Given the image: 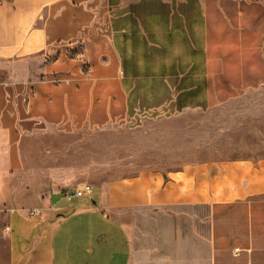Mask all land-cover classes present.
Here are the masks:
<instances>
[{
	"label": "crops",
	"instance_id": "0c3cea01",
	"mask_svg": "<svg viewBox=\"0 0 264 264\" xmlns=\"http://www.w3.org/2000/svg\"><path fill=\"white\" fill-rule=\"evenodd\" d=\"M2 1L0 264H264V0ZM146 121L184 123V160L94 184L91 205L28 142L178 134Z\"/></svg>",
	"mask_w": 264,
	"mask_h": 264
},
{
	"label": "rangeland",
	"instance_id": "374dc122",
	"mask_svg": "<svg viewBox=\"0 0 264 264\" xmlns=\"http://www.w3.org/2000/svg\"><path fill=\"white\" fill-rule=\"evenodd\" d=\"M146 122H149L148 125L150 124L153 130L176 128L178 134L172 136L171 141L159 133L147 137L145 130L143 131L144 126H147L144 122L142 126L139 124L138 128L114 127L102 131L80 132L75 136L52 133L33 137L28 142L37 145L48 144L56 148L55 151H49L50 170L56 176L57 168L64 167L70 179H73V182L67 183L64 187L66 190H73L76 186L86 183L92 187L94 193L98 190L97 184H102L112 177H120L127 171L142 169L147 167V164L162 160L165 162L184 160V123L178 121L157 128L156 125H152V121ZM180 127H183L182 132ZM37 160L40 158L37 157ZM29 185L36 196L43 184L39 181ZM58 195L63 198L62 190ZM91 198L86 199L89 200L88 205H91ZM36 201L40 200L34 197L33 202ZM78 202L79 199H75L73 205Z\"/></svg>",
	"mask_w": 264,
	"mask_h": 264
},
{
	"label": "built area",
	"instance_id": "2783aa9c",
	"mask_svg": "<svg viewBox=\"0 0 264 264\" xmlns=\"http://www.w3.org/2000/svg\"><path fill=\"white\" fill-rule=\"evenodd\" d=\"M3 1L0 0V6L2 5ZM92 187L88 184H80L76 186L73 190H64L62 191V197L67 202H73L75 199L80 198H90L92 195ZM234 253H239V250H234Z\"/></svg>",
	"mask_w": 264,
	"mask_h": 264
}]
</instances>
